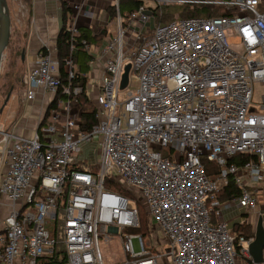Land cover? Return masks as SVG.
<instances>
[{"label": "built area", "instance_id": "1", "mask_svg": "<svg viewBox=\"0 0 264 264\" xmlns=\"http://www.w3.org/2000/svg\"><path fill=\"white\" fill-rule=\"evenodd\" d=\"M156 2L127 20L118 14L117 31L98 54V84L88 93L97 117L90 130L81 128L82 88L71 83V58L67 84L57 48H42L23 77L27 99L41 89L56 105L31 136L0 129L6 164L0 195L10 205L0 228V264H237L239 255L253 264L255 235L231 230L217 194L232 175L241 193L228 203L250 215L259 207L264 93L258 101L254 92L264 86V0ZM169 4L221 7L225 14L179 15L146 28L154 10L162 14ZM67 30L78 33L74 22ZM131 74L139 78L135 91L127 90ZM92 142L99 143V158L88 165L92 156L81 148ZM238 154L251 157L230 162ZM202 157L219 165L217 177L207 174ZM140 206L147 240L138 231ZM113 238L125 255L115 263L102 251Z\"/></svg>", "mask_w": 264, "mask_h": 264}, {"label": "crops", "instance_id": "2", "mask_svg": "<svg viewBox=\"0 0 264 264\" xmlns=\"http://www.w3.org/2000/svg\"><path fill=\"white\" fill-rule=\"evenodd\" d=\"M62 2L67 3L72 11V17L67 25L74 22L77 28L85 26L92 29L94 33L106 28L110 33L105 37L106 42L108 38L115 35L117 31L116 19L109 16L107 9L112 5L118 7V0H19L16 10L19 29L16 35L13 33L11 35L15 39L14 43L21 47L19 62L25 69V73L37 64L38 54L42 48L56 52L57 38L62 28ZM105 41L101 47L92 45L91 51H89L94 54V58L87 75L89 78L88 93L94 92V86L98 84L101 66L98 64L97 58L100 49L106 44ZM23 52L24 57L22 58ZM23 86L25 87L23 88ZM27 88L28 86L23 82V78L22 81L15 84V87L11 86L9 91L11 96L1 109L3 115L0 119V129L13 130L24 136H31L37 130L40 119L45 116V112L53 100V95L39 89L33 99H27L25 95ZM5 170L6 164L0 157V180ZM7 203L9 202L6 197L0 195V228L2 220L10 209V205ZM223 204V217L229 215L236 218L238 207L241 205L228 202ZM242 215L245 219L239 221L236 218L233 224L235 222L243 225L250 224L255 235L260 216L255 213L250 215L247 210ZM233 224L230 226L231 230L237 233L233 230ZM244 262L245 258L239 255L237 264H244ZM253 264L257 263L253 262Z\"/></svg>", "mask_w": 264, "mask_h": 264}, {"label": "trees", "instance_id": "3", "mask_svg": "<svg viewBox=\"0 0 264 264\" xmlns=\"http://www.w3.org/2000/svg\"><path fill=\"white\" fill-rule=\"evenodd\" d=\"M28 1V0H26ZM119 4L118 7L116 5H112L108 7L107 11L109 16L112 19H116L118 14L127 20L128 16L131 12L138 10L142 5H144L145 0H118ZM169 6V5H168ZM168 6H163L162 14H159L157 11L154 10L156 14L155 20L158 21L157 23H168L172 21L175 17L171 18L172 13L169 11ZM180 16L181 17H191L197 15H224L221 7L215 8H208L203 5L198 4H182L180 5ZM168 9V10H166ZM61 11H62V28L60 30L59 36L57 38V58L60 63V76L61 80L64 84L69 82V76L67 73V66L66 61L67 59L71 58L73 61V71H74V78L71 80L72 85H78L82 88V92L79 95L81 100V128L83 130H90L94 124L97 123L96 111L92 105V102L88 95V73L90 71L91 62L94 58V54L90 53L86 45H97L99 46L100 39L110 34L109 31L105 28L96 33L93 32L92 29L80 26L77 28V34L72 37L71 33L67 30V24L69 19L72 17L71 8L67 5V3H61ZM173 16V15H172ZM168 18V19H166ZM171 18V19H170ZM10 49L12 51L13 56L20 57L21 54V47L17 46L14 43V39L11 35L10 38ZM73 50H71V46ZM44 51L45 48L43 49ZM15 63V62H14ZM20 77L17 76L16 80L9 84L8 89L11 86L15 87L16 83H19ZM56 101L52 102L51 106L45 112V122L48 119L51 109L55 107ZM44 121V120H43ZM251 155L248 154H238L235 155L230 162H236L239 164H243L250 159ZM256 159V156H252ZM202 162L205 166L207 174L215 178L220 173L219 165L211 160H208L206 157H202ZM80 169H86L84 166H77ZM233 176L229 175V183L224 186L217 194L219 200L223 203H227L230 200H233L239 196L241 193V189L236 185L234 180L232 179ZM112 189L118 190L120 192L128 193V191L123 188L118 183H112L108 185ZM140 219H141V226L138 228V231L141 232L144 236L149 234V226H148V217L144 207L140 206ZM233 230L238 234H242L246 237L254 236V231L250 224L243 225L241 223L235 222L233 224ZM239 247L237 246V249Z\"/></svg>", "mask_w": 264, "mask_h": 264}, {"label": "rangeland", "instance_id": "4", "mask_svg": "<svg viewBox=\"0 0 264 264\" xmlns=\"http://www.w3.org/2000/svg\"><path fill=\"white\" fill-rule=\"evenodd\" d=\"M19 2V0H7L8 6H9V10H10V16H11V34L13 33L14 35H16V33L18 32V27H19V21L18 16L16 15V10H17V3ZM156 0H145V7L147 8H153L154 6H156ZM168 6V5H166ZM169 11L172 13L171 18L175 17V16H179L180 15V4H169L168 6ZM168 10V9H166ZM170 18V19H171ZM168 19V18H166ZM158 21L156 20H150L147 24H146V28H153L154 25L157 23ZM113 24V23H112ZM112 28V25H111ZM15 41V39H14ZM105 39L101 38L100 39V43L99 46L101 47L104 44ZM106 42V41H105ZM15 62V63H14ZM25 69L23 68V66L20 65L19 62V57H16L15 55L13 56L12 51L10 49V45H8V47L6 48L5 52H4V56L2 59V63H1V67H0V119L2 118V107L3 104L6 100V97L10 91V89H8L9 84L13 83L16 80V77L19 76L20 77V81H22V78L25 75ZM19 81V82H20ZM139 86V78L135 75H130V85L127 88V90L130 91H135ZM25 86H23L24 88ZM20 90V89H18ZM17 90V91H18ZM22 92V90H21ZM264 93V86L261 87L259 85H255V92H254V97L256 100H261L262 94ZM1 147V146H0ZM99 147V143L98 142H92V143H87V144H83L82 145V150L83 153H89L92 158H91V162H88V165H94L95 163H97V160L99 158V153H98V148ZM1 183V180H0ZM257 186V194L259 197V207L257 209V211L255 212V214L261 216H264V182L260 183V184H256ZM1 206V205H0ZM1 209V208H0ZM245 207L244 206H240L238 207L237 210V216L236 218L239 219V221L244 220V215H242L243 212H245ZM236 218H232L229 215H226L224 217V219H226L228 221L229 226H231L233 224V222L236 220ZM136 232V231H134ZM159 237H163L162 234L159 235ZM150 237H145V239H149ZM132 244L133 247L136 251L140 250V245H139V240L138 238H133L132 239ZM102 251L103 254L105 256V259L108 262L111 263H115L118 262L119 260L124 258V252L121 248V244H120V240L119 238H113L107 242H104L102 244Z\"/></svg>", "mask_w": 264, "mask_h": 264}, {"label": "water", "instance_id": "5", "mask_svg": "<svg viewBox=\"0 0 264 264\" xmlns=\"http://www.w3.org/2000/svg\"><path fill=\"white\" fill-rule=\"evenodd\" d=\"M147 14L152 15V11L146 10ZM11 38V16L10 10L7 3V0H0V67L4 52L10 43ZM24 57V52L22 53V58ZM131 71V64L125 66V72L122 76L121 88H125L129 82V74ZM11 96V92L8 93L6 100L7 103ZM55 98V97H54ZM54 99L51 101L48 108L51 106ZM47 108V109H48ZM249 252L252 256L254 263H263L264 262V216L261 215L258 218L256 225L255 238L252 243L249 245Z\"/></svg>", "mask_w": 264, "mask_h": 264}]
</instances>
